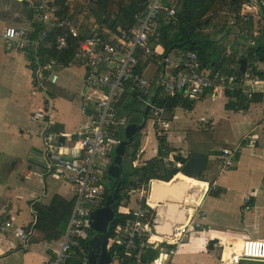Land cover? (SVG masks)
Returning <instances> with one entry per match:
<instances>
[{"label": "built area", "instance_id": "obj_1", "mask_svg": "<svg viewBox=\"0 0 264 264\" xmlns=\"http://www.w3.org/2000/svg\"><path fill=\"white\" fill-rule=\"evenodd\" d=\"M177 0H151L147 5L146 14L135 15L130 22L129 29L120 28L117 32L93 29L87 37L78 43V58L87 68L85 84L91 92L82 103V110L91 118L92 125L87 130L80 131L78 137L71 141V156L57 150L49 154V170L68 182L74 191L75 204L71 213L70 222L66 233L59 241V248L54 250L48 264H90L92 215L100 207L104 199L103 181L106 179V161L112 158L118 141L116 133L119 126L126 125L125 119H119L115 113V106L119 97L126 91V84L134 74L135 69L141 65L143 59H155L160 63V71L154 81L136 74L133 83L137 89L150 97H141L140 100L153 110L154 116L161 118L164 108L153 104V94L159 85L169 97L183 94L192 107L210 91L213 95L223 94L226 91L235 92L240 89L242 98L240 105L249 107L253 97L258 98L264 93V79L246 76L240 80L238 74L232 76H208L202 73L201 62L194 51H186L181 58L173 59L168 53L159 54L153 47L151 39L154 30L158 27L160 10L164 9V18L172 19L177 15ZM37 9L39 16L34 21L31 29L7 26L2 34L8 50L17 48L25 50L27 54L38 57V68H35L37 80L42 85L51 78L56 81L54 69L63 64L51 59L43 63L39 61V49L63 50L67 48L69 36H79L78 19L69 18L52 0H38ZM89 12V11H88ZM245 14L246 20L251 15ZM159 28V27H158ZM57 30H68L63 35L52 37ZM201 69V70H200ZM251 82L261 83V88L256 89ZM46 112L36 111L33 119L43 121L49 128L50 121L46 119ZM252 135L248 133L244 140L238 141L233 146H225L220 151V175L227 174L234 165L235 158L241 154L244 141L250 142ZM252 141V140H251ZM203 197L196 206V215L204 216L202 200L209 190L215 188V183L205 184ZM150 185H142L129 193L131 202H136L137 207H131L126 201L120 203L118 213L130 215L124 226L116 231L113 238L108 240V251L112 247L109 264H128L127 259L140 242L142 245L155 244L156 235L148 220V210L143 206L148 203ZM194 221L188 225H180L168 240H160L163 244L160 251L154 256L143 255L131 264H172L179 247L186 240L189 229ZM12 226L7 219L3 230ZM111 226V225H110ZM109 226V228H110ZM27 234L23 233L22 239ZM110 238V237H109ZM243 258L264 259V239H244L227 249L221 257V264H241Z\"/></svg>", "mask_w": 264, "mask_h": 264}, {"label": "crops", "instance_id": "obj_2", "mask_svg": "<svg viewBox=\"0 0 264 264\" xmlns=\"http://www.w3.org/2000/svg\"><path fill=\"white\" fill-rule=\"evenodd\" d=\"M37 1L35 0L31 4L30 0H0V39L3 40L4 46V48L0 47V264H48L47 262L57 248L60 240L51 243L42 242L29 245L27 238L22 239L23 233L28 234L26 227L33 221L28 202L45 195L44 204L49 205L57 194L71 200L74 198V191L68 182L60 180L55 172L49 170V167L47 169L44 168L45 170L42 173H37L36 175L38 178L46 180L44 187L37 179L33 178L36 164H32L31 161L30 164L33 166L31 174L26 178H22L23 172L30 166L27 158L30 152L32 155L33 147L42 150L49 148L54 150L53 152L60 150L66 153L67 156H71L70 145L71 141L74 140L72 139L73 136L76 135L77 138L80 131L87 130L92 125L91 118L82 110L83 101L80 99V95L83 94L87 97L91 95V92L85 84L87 68L78 58V53L73 64L81 67L83 75L81 76L82 79H78L76 74L73 75V78L78 79L79 84L83 85L73 88L72 92L67 95V100L63 98L59 99L58 95L53 94L54 97H51L53 111L50 116V126L52 128H49L47 125L45 128L43 121L32 118L34 112L39 111L44 103L42 97V103L39 105V108L34 110L41 102L37 98L34 105L28 107V101H32L30 96L32 95L33 88H36L34 85L36 72L30 64L32 55L27 54L25 50H20L21 52L18 50H8L2 34L7 26L31 29L33 19L31 18L30 10ZM22 5H25V10H19ZM255 12L256 10L252 6L246 4L244 13L254 16ZM256 32H258V29H256ZM156 49L159 54L165 53L164 48L161 46H157ZM183 53L185 52L180 51L177 56L181 58ZM145 61L146 59H143L141 65ZM156 63H151L143 70L145 78L152 79L155 76L159 68V62L156 61ZM152 67H155L152 74L147 75V72ZM258 67L260 70H264V64H258ZM65 68L71 67H64L63 65L59 67L54 84L61 83L62 80L64 86L68 78ZM45 83L46 81L42 85L48 90ZM251 83L256 89L261 88V83ZM50 92L52 93V91ZM219 96L225 99L227 109L223 108V112L228 120L222 125L221 130H218L220 137H215L213 131L217 130L218 122L215 120V114L206 110V104L211 101L210 97H218L217 99H219ZM36 97L37 95L34 94L33 98ZM132 99L134 97L131 96L129 100ZM137 99L139 98L137 97ZM127 100L128 107L134 108L135 103L131 104ZM59 102L65 103L68 108L76 107L78 103L81 104L78 107H80L79 109H81L83 115L78 126L67 127L65 121L60 122L55 120ZM252 102L257 103V105L250 106L249 104V107H241L239 104L240 99L227 96L224 93L213 95L209 91L196 106L190 107L189 110L178 108L171 120L160 121L161 127H163V123L165 126H169L170 131L167 133L168 142L172 149H176L175 153H180L187 158L193 152L207 155L208 170L200 177V181L204 183L209 182L210 184L215 183L216 188L225 189L218 197L209 194L205 195L201 208L205 215H196L197 203L193 207L194 213L190 218L191 221H194L198 225L210 227V231H212L214 236L224 238L222 243L215 246V250L220 249L222 251L219 254V264L222 254L233 245H237L238 242L248 238L264 239L262 233L264 228L255 226L257 222H260L261 215L264 216V207L260 208V202L264 199V93H262L260 98L255 95L250 103ZM234 106H240V108ZM79 109H76L77 112L80 111ZM190 110L193 111L190 112L192 114L203 113L206 117H198L195 122L187 123L186 127L182 125L175 126L173 124L179 112L183 113ZM26 115L29 118L26 129V136H29V140H25L24 137L21 142L12 140L13 132L16 130L14 127L18 125L17 128H21L22 120ZM204 121H207L206 126L199 124ZM150 122L152 124L149 123L148 134L144 138L140 151L142 160H150L158 154V139L152 126L153 122ZM175 132L181 133L178 139H173L172 137V134ZM190 132L194 133L192 139L188 138ZM248 133L252 135V141H244L242 143L244 148L241 154L235 158L234 165L230 171L227 174L220 175L219 157L221 149L244 140ZM21 134H24V132L21 131ZM62 136L65 137L64 143L60 141ZM198 138L203 139V144H200L198 147L193 146V143ZM57 142L61 143V145H57ZM37 143L40 144L37 145ZM180 143H187V147L180 150ZM15 158H17V163L12 166V172H10L8 168L9 163L13 162ZM111 162H113V158ZM215 170H217V174L214 172ZM49 176H52L53 179ZM105 177L107 179L108 175L106 174ZM57 181L68 185L69 190L63 191L62 188L59 189L55 185ZM205 187L203 186V190ZM8 188L14 189V194L10 200H6L5 197ZM70 192L72 193L71 197H69ZM233 192H236V196L239 194L245 195L240 211L232 204L231 197ZM128 205L135 207L137 204L136 202H131ZM153 208L155 209V215L152 227L153 232L158 237L156 239L158 242L155 243L154 248H151V251L149 249V252H145V255L152 257L163 247L160 240L168 236L172 237L177 227L182 225L185 217V211L182 210L181 204L178 206L177 212L173 206H164L161 222H158L157 208ZM177 213H181L182 219L181 221L173 222V217ZM7 219L12 221V226L7 230H3ZM169 227H171V234L167 232ZM253 235L258 237H252ZM205 241V235H189L182 247H179L176 263L205 264L204 258L208 256L206 253H203ZM158 243L161 244L160 247H157Z\"/></svg>", "mask_w": 264, "mask_h": 264}, {"label": "trees", "instance_id": "obj_3", "mask_svg": "<svg viewBox=\"0 0 264 264\" xmlns=\"http://www.w3.org/2000/svg\"><path fill=\"white\" fill-rule=\"evenodd\" d=\"M150 1L151 0H52V2L60 8L61 12L65 13L69 18H75L77 14H82V18L78 19L77 22L79 25V36L74 37L70 35L68 46L63 50H58L56 48H40L38 53L39 61L46 63L53 59L63 64L64 67L73 66V62L78 53V43L80 40L85 39L90 31L107 27L110 31L117 32L120 30V27H111L109 24L112 17L118 18L124 16L128 21H133L135 15L131 13L129 5L134 2L137 6H140L141 11L138 15L143 16L146 14L147 5ZM260 2L264 10V0H260ZM36 4L37 2L30 10L31 18L33 19L32 27L34 26V21L40 14ZM246 4L255 7L250 0H177V15L172 19L163 18L157 20L159 28L157 27L154 30L155 35H153L151 42H155L154 45H152L153 47L161 46L164 48V52L168 53L174 45L187 43L184 47H178V50L183 52H196L202 64V73L210 76H232L233 74H238L240 80H243L246 76L264 79V70H260L258 67L259 63L264 64V15L256 9L254 16L251 15V19L246 20L244 14ZM256 29H258V32H256ZM67 32L68 30H57L52 34V37L63 35ZM221 38L224 39L218 43V40ZM230 38H239V40H241V44L237 45L238 48L233 45L224 47L225 40ZM12 50L21 52L16 47ZM214 57H216V59H214ZM242 59H246L248 62L246 73L240 71V61ZM156 61L155 59H148L143 65L138 66L126 84V91L119 97L118 103L115 106V113L119 119H125L127 123L124 126L118 127L116 133L118 145L128 140L126 136L128 127L133 123L141 124L143 122L144 112L147 108V104L140 99L136 100L134 108H129L127 105L126 100L129 95H140L141 93L133 83L134 76L136 74L143 75V70L151 63H156ZM30 64L33 69L38 68V57L36 54L32 56ZM160 66L159 63V68L155 76L151 79L152 81L157 77ZM39 84L35 73L34 85L38 86L44 96L43 107L40 111L46 112V119L50 121V116L53 111L51 97H54V95L49 90H46L44 85L40 86ZM224 94L238 99L242 98L240 89H237L235 92L226 91ZM145 95L148 98L150 97V93ZM153 104L156 107L164 108V114L169 113L172 115L178 108L189 110V108L192 107L183 94L176 97L167 96L162 85H159L153 94ZM164 114L161 118H157L150 108L146 125L136 134L134 141L126 147L123 158L125 168L120 181L123 191V203L126 201H129L127 204L131 203L129 193L142 185L149 186L153 180H161L169 183L179 174L182 166L187 161V157H184L180 153H175L176 149H172L169 145L167 136L168 131H170L169 126L161 127V122L169 120L164 118ZM150 121H153L158 139V154L150 160H142L140 151L144 138L148 134ZM43 124L46 128V124L44 122ZM75 138L76 135L73 136L72 139ZM57 145H61V143L57 142ZM43 152L44 151L41 149H33V159L41 156ZM49 153L52 154L50 150L45 152L47 161L45 164H41L45 169H47L49 165ZM16 163L17 162H14L12 166ZM31 163L36 164L34 161H31ZM32 170L33 166L30 164L23 172L22 178L29 176ZM224 191L225 189L216 188L215 186V188L209 190L208 194L218 197ZM13 194L14 189L8 188L5 194L6 200H10ZM44 198L45 195H42L28 202L33 217V221L26 227L28 233L27 242L29 245L59 241L66 233L69 226L75 199L69 200L57 194L52 202L46 205L44 204ZM104 203L105 200L101 203L100 207L103 206ZM143 206L148 210V220L152 225L155 209L146 201L143 203ZM129 216L128 214L118 213L117 211L110 228L107 230V235L110 237L109 239L113 238L116 231L124 226ZM93 223L94 214L92 215V227L90 229L91 239L88 245L94 252L92 257L90 255V264H98L102 251L101 248L95 246V244L102 238L103 232L93 226ZM191 234L205 235L206 241L203 253L206 254H212L215 251V246L224 241L223 237L214 236L212 231H210V227L198 225L196 223L191 225L186 240ZM184 242L181 244V247ZM154 247L155 244L142 245L139 242L137 248L131 252V255L128 257V264L142 259L145 252L147 253L149 249L151 251V248ZM109 251H112V247ZM176 264L183 263L177 262ZM241 264H264V259L243 258Z\"/></svg>", "mask_w": 264, "mask_h": 264}, {"label": "water", "instance_id": "obj_4", "mask_svg": "<svg viewBox=\"0 0 264 264\" xmlns=\"http://www.w3.org/2000/svg\"><path fill=\"white\" fill-rule=\"evenodd\" d=\"M258 9V11L264 15L260 0H250ZM129 9L132 14L137 15L140 13V7L134 2L129 5ZM165 10H160V19L164 18ZM111 27L119 26L122 29H129L130 22L124 16L112 17L109 21ZM91 33L87 37H91ZM187 43L182 45H174L170 51L176 48L184 47ZM169 51V53H170ZM247 60L242 59L240 61V71L246 73L247 71ZM149 106L144 112V121L141 124L133 123L126 130V136L128 140L121 142L115 150V158L111 166L107 170L108 178L103 181L104 188V199L105 203L102 207H99L94 212V223L93 226L97 227L103 232L102 238L95 244L101 248V256L98 264H109L110 254L108 252V240L107 230L112 223V220L116 216L117 207L122 202V187L121 179L123 173V158L126 152V147L130 145L136 136V134L146 125L147 116L149 113ZM61 143L65 142V137H61ZM208 158L206 154L193 152L188 158L185 164L182 166L179 174L171 180L169 183L161 180H153L149 185L148 191V204L157 208V221L161 222L164 206H173L177 212L178 206L183 201L184 197L189 193L194 198H197L200 192V188L197 184L192 183L190 179L200 180V177L205 174L207 170ZM202 191V188H201ZM181 213H177L173 217V222L181 221ZM168 234H171V227L167 229ZM161 244L158 243L157 247ZM94 252L91 253V257ZM93 262V260H92Z\"/></svg>", "mask_w": 264, "mask_h": 264}, {"label": "rangeland", "instance_id": "obj_5", "mask_svg": "<svg viewBox=\"0 0 264 264\" xmlns=\"http://www.w3.org/2000/svg\"><path fill=\"white\" fill-rule=\"evenodd\" d=\"M6 1H8V0H6ZM34 1L35 0H30V3L32 4ZM25 9H26L25 5H22L19 8V10H25ZM253 9L256 10L255 7H253ZM97 30H106V31H109V29L107 27L97 28ZM153 35H155V32H153ZM223 39L224 38H221L220 40H218V43L221 42ZM0 40H1L0 41V47H3L4 48V46H3V40L2 39H0ZM154 42L155 41H152V44L153 45H154ZM240 42H241V40H239V38H230V39L225 40L224 47L233 45V46H236L238 48L237 45L238 44H241ZM179 52L180 51L178 50V48H176V49L173 50V52H171V54H169V56L171 58H173V59H177V58H179L177 56V54ZM214 59H216V57H214ZM156 64L158 65V63H156ZM259 64H262V63H259ZM154 68L155 67H152L151 70L147 72V75H151L152 72H153V70H154ZM65 69L67 71L68 78H67V81L65 83L63 82L64 83V86L62 84V80H61V83L54 84V82H51V78H49L48 81L46 80L45 85H46V88H48V90L52 91V94L58 95V98L59 99H62L63 98L65 100H67L66 99L67 98V95L70 94V92H72V89L73 88L77 87L78 85H83L81 83L79 84V81H78V79H82L81 76L83 75V70L81 69V67L79 65H76V66L74 65V66H71V68H65ZM53 73L57 75L58 74V68H55ZM75 74L77 75V78L78 79L73 78V75H75ZM204 75H208V74H204ZM35 87L36 88H33L32 95L30 96V99H32V101H28L29 102V106L28 107H32V105H34V103L36 102L37 98H39V100H41V102L34 109V110H37L39 108V105L42 103V97H43V100H44V96H43V93L37 88V86H35ZM34 94L37 95L36 98H33L34 97ZM131 96L134 97V99L129 100V98ZM137 97L141 99V97H146V95L144 93H140V95H136V94L129 95L128 98H127L128 99L127 101L130 102L131 104H134V103H136ZM217 98L218 97H215V98L210 97L211 101L206 104V110L208 112H211V113L215 114V120L218 122V126H217V130L216 131H213V134H214L215 137H220V134H219L218 130L219 129L221 130L222 125L228 120V118L226 117L225 113L223 112V108L227 109L226 108V104H225V99H222V97H220L219 99H217ZM80 99L83 101L85 99V96L83 94H81L80 95ZM58 104H59L58 113L56 114V117H55L56 119L55 120L56 121H60V122L65 121L67 127H76V126H78L79 122H81V116L83 115L81 109H79L80 107H78L81 104L78 103L77 104L78 106H76V107H70V108H68L65 103L59 102ZM240 106H234V107L240 108ZM234 107H232V108H234ZM77 108L80 110L79 112H77V110H76ZM190 112H193V111H191V110L190 111H184L183 113H180L179 112L177 114V116L175 118V122L173 124L175 126L176 125L177 126L178 125H180V126L182 125L183 127H186L187 126V123H189V122H191V123L192 122H195L198 117H206V115H204L203 113H193L192 114ZM173 115H175V114H173ZM173 115L172 114H169V113L168 114H164V118L171 120L172 117H173ZM32 118H33V116H32ZM28 122H29V118L26 115L24 117V119L22 120V126H21V128H17L18 125L14 127V129H16V130L13 132V137L11 138L12 140H17V141H20L21 142L23 137H24L25 140H29V136H26L27 135L26 129H27ZM206 122L207 121L200 122L199 124L200 125L203 124L204 126H206V124H207ZM150 124H152V123L150 122ZM152 126L154 127V125H152ZM163 126H165L164 123H163ZM21 131H23L24 134H21ZM180 136H181V133H179V132H175V133L172 134L173 139H178ZM193 136H194V133L193 132H190L188 134V138H190V139H192ZM39 144L40 143H37V145H39ZM200 144H203V139L202 138H198L196 140V142L193 143V146L198 147V146H200ZM233 145H228V146H233ZM186 147H187V143H180L179 144V149L180 150L181 149H184ZM34 148L35 149H40V148L33 147L32 150ZM47 150H50L51 152L54 151V150H51V149L47 148L46 150H43L44 152L42 153L41 156H38L37 158H34V159L32 158V155H31V152H30V154L28 155V158H27V162H29V164H30V161L36 162V167H35L34 172H33L34 173L33 178L34 179H37L42 185H44V187H45V184H46V180H43V178L40 179L36 175H37V173H42L45 170L44 169V166L41 165V164H45V162L47 161V156L45 155V152ZM114 158L115 157H113V161H114ZM16 161H17V158L13 159V162H10L9 163L8 168H9V171L10 172H12V163H14ZM111 161H112V159L106 161V165H107V169L106 170H108V166L109 165L111 166V164L113 163ZM137 163L138 164H141L139 162H137ZM124 168L125 167H124V164H123V170H124ZM105 172L107 174V171H105ZM214 172H216V174H217V170H215ZM49 177H51L53 179L52 176H49ZM209 179H211V178L209 177ZM60 180H62V179H60ZM62 181H64V180H62ZM255 183H257V182H255ZM55 185L59 189L62 188L63 191L69 190L68 189L69 188L68 185H64L63 183H60L59 181H57L55 183ZM256 187H257V185H256ZM71 196H72V193L70 192L69 197H71ZM244 197H245L244 194H239V195L236 196V192H233L232 193V197H231L232 204L234 206H236L239 211L241 209V204L243 202ZM122 204H123V202H122ZM135 207H137V205H135ZM262 207H264V199H262L261 202H260V208H262ZM255 226H257L259 228H264V216L261 215L260 222H257L255 224ZM262 233H263V236H264V231H262ZM252 237H258V236L253 235ZM57 245L58 246H57L56 249L59 248L60 244H57ZM221 253H222V251L220 249H216L212 254H207L208 256L204 258L205 264H219V254H221ZM177 257L178 256L176 255L175 258H174V260H173V264H176Z\"/></svg>", "mask_w": 264, "mask_h": 264}, {"label": "bare ground", "instance_id": "obj_6", "mask_svg": "<svg viewBox=\"0 0 264 264\" xmlns=\"http://www.w3.org/2000/svg\"><path fill=\"white\" fill-rule=\"evenodd\" d=\"M255 106L257 105V103L252 102L250 103V106ZM192 183H195L198 185V187L200 188V194L198 195L197 198H194L193 196H191L189 193L184 197L183 201L181 202L182 205V210L185 211V217L183 220L182 225H188L190 218L193 216L194 210L193 207L200 201V199L203 197L205 191L201 192V188L203 186H205L206 183L201 182L200 180L197 179H192L191 180ZM176 232V230H175ZM176 235L174 237L168 236L166 239L171 240L173 238H175ZM154 239H158L157 235L154 236Z\"/></svg>", "mask_w": 264, "mask_h": 264}, {"label": "flooded vegetation", "instance_id": "obj_7", "mask_svg": "<svg viewBox=\"0 0 264 264\" xmlns=\"http://www.w3.org/2000/svg\"><path fill=\"white\" fill-rule=\"evenodd\" d=\"M102 207V206H101ZM117 209L119 210V208L117 207ZM117 213V212H116Z\"/></svg>", "mask_w": 264, "mask_h": 264}]
</instances>
